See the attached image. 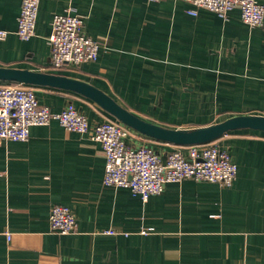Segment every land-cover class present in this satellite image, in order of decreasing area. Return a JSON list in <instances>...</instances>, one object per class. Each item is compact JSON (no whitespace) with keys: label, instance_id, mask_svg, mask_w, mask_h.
Masks as SVG:
<instances>
[{"label":"crops","instance_id":"1","mask_svg":"<svg viewBox=\"0 0 264 264\" xmlns=\"http://www.w3.org/2000/svg\"><path fill=\"white\" fill-rule=\"evenodd\" d=\"M21 5L0 0L2 68L83 81L169 129L264 117V24L248 26L238 9L222 18L205 9L191 15L184 0H40L36 35L24 41L16 33ZM67 12L102 48L95 62L54 70L52 21ZM28 86L52 112L72 103L91 126L118 121L80 94ZM131 131V148L187 153ZM214 142L238 167L231 187L184 180L147 202L104 185L101 144L56 120L32 127L27 143L1 142L0 264H264V132L240 129ZM55 205L72 210L76 233L52 230Z\"/></svg>","mask_w":264,"mask_h":264},{"label":"built area","instance_id":"2","mask_svg":"<svg viewBox=\"0 0 264 264\" xmlns=\"http://www.w3.org/2000/svg\"><path fill=\"white\" fill-rule=\"evenodd\" d=\"M193 8L191 15L205 9L225 18L238 9L242 20L250 27L264 24V6L257 0H184ZM40 0H22L17 21V35L24 41L36 35ZM83 20L70 12L56 14L52 21L51 67L61 70L98 60L102 46L87 37ZM0 32V38L5 37ZM56 120L67 132L89 135L102 146L106 158L104 185L130 189L147 202L160 195L170 183L184 180L231 187L238 173L237 165L228 151L217 142L187 147V153L176 150L164 158L148 146L131 148L127 145L132 131L115 120L91 126L85 114L70 103L60 112H52L42 105L28 85L0 83V143L23 142L31 138V128L47 126ZM52 230L60 235L77 232V221L67 206L55 205L51 209ZM113 235L116 232H104ZM147 232H143L145 234Z\"/></svg>","mask_w":264,"mask_h":264},{"label":"water","instance_id":"3","mask_svg":"<svg viewBox=\"0 0 264 264\" xmlns=\"http://www.w3.org/2000/svg\"><path fill=\"white\" fill-rule=\"evenodd\" d=\"M0 82L50 86L80 94L97 103L126 127L149 138L176 146L204 145L240 129L264 132V117L261 116H238L211 126L194 129L164 128L139 118L92 85L65 76L0 67Z\"/></svg>","mask_w":264,"mask_h":264}]
</instances>
